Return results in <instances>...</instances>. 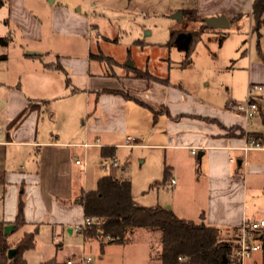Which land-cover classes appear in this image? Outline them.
<instances>
[{
  "label": "crops",
  "instance_id": "obj_1",
  "mask_svg": "<svg viewBox=\"0 0 264 264\" xmlns=\"http://www.w3.org/2000/svg\"><path fill=\"white\" fill-rule=\"evenodd\" d=\"M171 1L165 12L181 15L170 17L178 24H171L170 31L195 30L201 38L204 34L224 36L218 48L228 38V28L244 29L253 37L256 53L250 52L239 68L244 71L239 85L245 92L249 84L264 86V25L259 35L252 32V0ZM8 6L20 43H0V222L12 225L21 197L25 224L8 241L15 243L36 230L34 248L23 254L27 264L50 260L65 264L70 256L88 254L95 240L84 241L73 230L84 219L80 196L108 175L93 170L90 160L99 162L101 150L111 148L118 159V150L130 135L136 138L135 148L148 149L163 159L166 173L175 180L172 187L182 192L168 206L178 217L218 228L221 237L227 235L222 237L225 241L244 221L264 220V149L246 147L248 133L264 132V112L250 124L232 111L231 104L237 103L232 97L225 106H217L189 95L168 77L153 75L143 69L149 56L137 61L129 55L130 47H143L141 39L127 48L130 59L125 63L124 57L105 55L102 42L111 38L104 35L95 12L86 23L73 27L65 20L61 24L58 12L62 7L51 10V35L88 34L94 37V50L100 51L95 54L90 48L85 58L76 53L51 59L50 51L23 45L41 41L38 18L23 0H9ZM218 16L226 17L227 28L204 26L206 18ZM187 24L196 27L188 29ZM4 34L0 31V38ZM166 43L168 50L176 49ZM105 60L116 71H105ZM57 64L61 69H56ZM54 134L58 139L52 143ZM75 158L85 160L86 166L75 164ZM118 164L113 171L121 168L119 159ZM259 238L262 249L245 264H264V228Z\"/></svg>",
  "mask_w": 264,
  "mask_h": 264
},
{
  "label": "rangeland",
  "instance_id": "obj_2",
  "mask_svg": "<svg viewBox=\"0 0 264 264\" xmlns=\"http://www.w3.org/2000/svg\"><path fill=\"white\" fill-rule=\"evenodd\" d=\"M23 1L30 13L38 18L37 22L41 29L40 42L25 41L23 45L50 51L51 55H54L51 59L56 55L74 57L76 53L85 58L89 55L90 48L94 50V37L88 34L81 37L51 35V10L58 6L62 7L63 10L58 12L61 24L65 20L73 27L76 24L81 25L83 21L86 23L87 17L90 18L95 12L101 19L104 35L111 38V41L102 42L100 49L105 55L124 57L125 63L130 59L127 56V48L131 46L132 41L141 39L145 42L143 47H130L129 55L136 60L149 56V62L143 69H148L153 75L168 77L170 81L180 83L189 95L211 100L217 106H225L231 97L238 104L245 101L246 92L239 85V76L244 74L242 73L244 71L239 68L250 52L254 56L256 51L253 37L243 32L244 29L234 31L228 28V38L221 48H218L219 39L215 35L204 34L194 46L192 63L181 68L179 65L183 54L177 49L168 50L163 45L168 40L171 24L178 27V24L170 19L171 14L165 12L166 6L171 5V0H54V4L51 0ZM5 21L9 22L8 26H4ZM11 21L9 6L6 4L0 8V31H5L3 37L7 36L5 45L20 43V32ZM186 27L189 29L196 26L187 24ZM237 39L240 41L238 46ZM241 42H244L243 46ZM93 53L99 54L100 51L94 50ZM104 66L107 72L116 71L114 64L106 60ZM231 81H237V84L232 85ZM117 156L121 168L116 171L101 169L99 167L101 158L99 162L94 158L90 163H94L93 170L97 172L130 181L133 199L139 205L168 207L181 196L182 192L178 191V186L167 187L170 183L169 174L166 173L163 159L158 158L156 153L148 149L123 145ZM143 159L146 160L141 163L140 160ZM139 231L133 233L132 240L127 245L108 243L107 239L103 240L102 245L96 240L93 241L87 254L92 259L91 263L161 264L155 250L158 247L159 233ZM17 234L18 231L9 234L10 239H14ZM222 237L227 238V235ZM68 258L64 259V262Z\"/></svg>",
  "mask_w": 264,
  "mask_h": 264
},
{
  "label": "trees",
  "instance_id": "obj_3",
  "mask_svg": "<svg viewBox=\"0 0 264 264\" xmlns=\"http://www.w3.org/2000/svg\"><path fill=\"white\" fill-rule=\"evenodd\" d=\"M8 1L0 0V8ZM251 15L252 32L259 35L264 25V0H252ZM223 38H219L220 43ZM199 40V31L172 30L166 45L183 52L180 66L185 68L191 64L192 52ZM0 43L6 44V37L0 38ZM55 67L61 69L58 64ZM144 76L151 78L147 73ZM248 136L264 140V132H251ZM101 153L102 157H112L115 150L102 149ZM80 200L84 217L95 219L81 232L84 241L96 240L102 245L103 240L107 239L108 243L127 245L137 230L156 231L159 238L155 250L161 264H231L237 246L223 240L218 228L180 218L170 208L139 205L133 199L131 182L126 179L104 175L97 180L93 190L81 193ZM24 224L23 200L19 197L16 218L12 223L14 227L10 233ZM4 226L0 222V264H27L23 254L34 248L36 230L11 243L8 241L10 233L4 234ZM10 248L16 249L12 258L7 256ZM40 264H55V261Z\"/></svg>",
  "mask_w": 264,
  "mask_h": 264
},
{
  "label": "built area",
  "instance_id": "obj_4",
  "mask_svg": "<svg viewBox=\"0 0 264 264\" xmlns=\"http://www.w3.org/2000/svg\"><path fill=\"white\" fill-rule=\"evenodd\" d=\"M230 108L236 114L242 116L247 123L253 122L259 113L264 112V86L259 84H249L246 90L245 101L242 104L232 103ZM58 139L56 134L50 136V140L54 143ZM136 138L134 136H126L124 146L134 147ZM99 144V139L96 140ZM246 147L253 149H264V140H258L254 137H249L246 140ZM190 152L196 154V149L191 148ZM75 164L86 166L85 160L75 158ZM119 166L116 155L112 157H102L99 162V167L103 170H115ZM167 187H172L175 184L174 179L169 180ZM95 222L92 217H84V219L73 226V230L81 233L86 227ZM264 228V220L259 221H244L234 232L230 239L226 240L236 244V249L233 254L231 264H245L253 253L262 249L260 243V232ZM56 240V239H55ZM182 260V258H179ZM90 256L80 254L69 257L65 264H91Z\"/></svg>",
  "mask_w": 264,
  "mask_h": 264
},
{
  "label": "water",
  "instance_id": "obj_5",
  "mask_svg": "<svg viewBox=\"0 0 264 264\" xmlns=\"http://www.w3.org/2000/svg\"><path fill=\"white\" fill-rule=\"evenodd\" d=\"M180 12H177L173 15H171L170 17L175 18V19H179L180 18ZM205 23V27L207 29H217V28H227L228 27V20L226 19V17L224 16H218V17H210V18H206L204 20ZM129 66H133L132 63L129 60ZM168 208V207H166ZM13 225H6L4 226V234H8L12 229H13ZM16 249L15 248H10L7 252V256L8 258H12V256L14 255Z\"/></svg>",
  "mask_w": 264,
  "mask_h": 264
}]
</instances>
